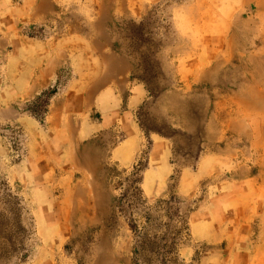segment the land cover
Wrapping results in <instances>:
<instances>
[{"label": "rangeland", "instance_id": "rangeland-1", "mask_svg": "<svg viewBox=\"0 0 264 264\" xmlns=\"http://www.w3.org/2000/svg\"><path fill=\"white\" fill-rule=\"evenodd\" d=\"M0 264H264V0H0Z\"/></svg>", "mask_w": 264, "mask_h": 264}, {"label": "bare ground", "instance_id": "bare-ground-1", "mask_svg": "<svg viewBox=\"0 0 264 264\" xmlns=\"http://www.w3.org/2000/svg\"><path fill=\"white\" fill-rule=\"evenodd\" d=\"M254 106V105H253Z\"/></svg>", "mask_w": 264, "mask_h": 264}]
</instances>
